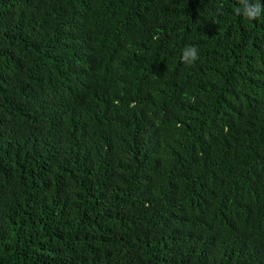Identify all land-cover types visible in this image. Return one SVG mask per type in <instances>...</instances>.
I'll use <instances>...</instances> for the list:
<instances>
[{
  "label": "trees",
  "instance_id": "1",
  "mask_svg": "<svg viewBox=\"0 0 264 264\" xmlns=\"http://www.w3.org/2000/svg\"><path fill=\"white\" fill-rule=\"evenodd\" d=\"M237 7L0 0V264H264V13Z\"/></svg>",
  "mask_w": 264,
  "mask_h": 264
},
{
  "label": "clouds",
  "instance_id": "2",
  "mask_svg": "<svg viewBox=\"0 0 264 264\" xmlns=\"http://www.w3.org/2000/svg\"><path fill=\"white\" fill-rule=\"evenodd\" d=\"M219 7L222 8V5ZM234 12L248 20H255L264 13V5L259 3V0L255 3L252 0H239V7L235 8ZM181 59L186 65L195 64L199 59L198 49L194 45L185 47Z\"/></svg>",
  "mask_w": 264,
  "mask_h": 264
}]
</instances>
